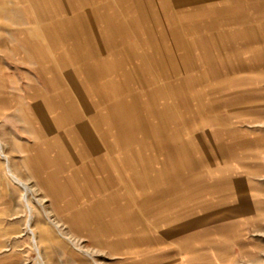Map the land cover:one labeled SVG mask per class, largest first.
Instances as JSON below:
<instances>
[{
  "label": "rangeland",
  "instance_id": "374dc122",
  "mask_svg": "<svg viewBox=\"0 0 264 264\" xmlns=\"http://www.w3.org/2000/svg\"><path fill=\"white\" fill-rule=\"evenodd\" d=\"M0 264H264V0H0Z\"/></svg>",
  "mask_w": 264,
  "mask_h": 264
}]
</instances>
